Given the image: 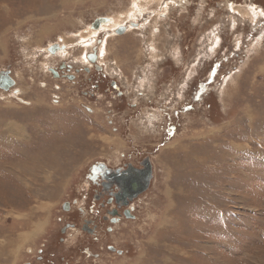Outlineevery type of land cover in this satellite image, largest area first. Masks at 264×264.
Here are the masks:
<instances>
[{
  "label": "rangeland",
  "instance_id": "obj_1",
  "mask_svg": "<svg viewBox=\"0 0 264 264\" xmlns=\"http://www.w3.org/2000/svg\"><path fill=\"white\" fill-rule=\"evenodd\" d=\"M5 73L0 264H264V0H0ZM146 157L135 220L55 237Z\"/></svg>",
  "mask_w": 264,
  "mask_h": 264
},
{
  "label": "flooded vegetation",
  "instance_id": "obj_2",
  "mask_svg": "<svg viewBox=\"0 0 264 264\" xmlns=\"http://www.w3.org/2000/svg\"><path fill=\"white\" fill-rule=\"evenodd\" d=\"M120 28L122 27H119L117 30ZM117 30H115V32H118ZM123 32L125 33V28H123ZM99 44H101V41ZM55 46L56 50H54V52H50V49H48L51 53V59L54 58L52 60H56L57 52L59 53V50H61V46ZM91 50V53L86 55V66L82 65L84 66V72L89 74L91 69L100 70L102 68V66L97 64L98 53L96 46H91ZM94 52L95 62H92L89 60V56ZM66 66L67 65L63 64L62 68H66ZM67 67L70 68V66ZM53 74H57V72L53 71ZM111 86L115 88L116 85L113 82ZM12 136L13 137L10 138L16 140L25 139L22 134H15ZM88 169L89 171L85 176L84 187H87L86 191H91L89 193H91V200L93 202L86 205L90 215L82 219L81 223L77 226L74 222L64 223L59 230H57L58 234H56L55 237L57 235L60 237L65 233L64 235H67L70 239H74L78 236L82 238H95L101 225H107L104 227L105 231L111 232L112 226H116L122 223V221L135 220L132 203L149 189L154 177L150 159L147 157L141 160L137 165L133 163H122L121 166L110 167L106 163L100 161L91 165ZM144 188L145 190H143ZM141 189L142 191L140 192ZM83 191L84 189H82V192ZM89 193L87 195H89ZM86 208L85 210H87ZM64 210L66 212H73L72 207L69 206H64ZM60 241L63 242L64 239L62 238ZM40 259L42 258H39V262ZM76 261L77 259L70 260L69 264H74ZM81 261L82 260L76 263L80 264L82 263Z\"/></svg>",
  "mask_w": 264,
  "mask_h": 264
},
{
  "label": "water",
  "instance_id": "obj_3",
  "mask_svg": "<svg viewBox=\"0 0 264 264\" xmlns=\"http://www.w3.org/2000/svg\"><path fill=\"white\" fill-rule=\"evenodd\" d=\"M105 21H106L105 18L97 19L94 22L92 28H97L99 25V22H105ZM117 31H118L117 32L118 34H122L123 28H120ZM54 50H56V46L51 47L50 52H54ZM89 60L92 62H95V52L91 56H89ZM13 85H14V80L11 77H9V75L7 73L0 75V88L2 90H9ZM143 190H145V188ZM141 191H142V189L140 190V192Z\"/></svg>",
  "mask_w": 264,
  "mask_h": 264
},
{
  "label": "bare ground",
  "instance_id": "obj_4",
  "mask_svg": "<svg viewBox=\"0 0 264 264\" xmlns=\"http://www.w3.org/2000/svg\"><path fill=\"white\" fill-rule=\"evenodd\" d=\"M106 22V21H105ZM105 22H102V23H105ZM100 26V25H99ZM99 26H98V28H99ZM127 28V27H126ZM126 31V30H125ZM103 52V51H102ZM1 89V88H0ZM2 90V89H1ZM4 91V90H3ZM6 91H8V90H6Z\"/></svg>",
  "mask_w": 264,
  "mask_h": 264
}]
</instances>
